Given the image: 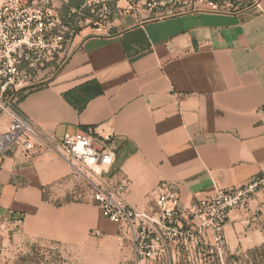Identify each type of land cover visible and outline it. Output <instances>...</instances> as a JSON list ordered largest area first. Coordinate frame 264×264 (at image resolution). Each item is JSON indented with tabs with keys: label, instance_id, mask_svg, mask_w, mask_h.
Masks as SVG:
<instances>
[{
	"label": "crops",
	"instance_id": "obj_1",
	"mask_svg": "<svg viewBox=\"0 0 264 264\" xmlns=\"http://www.w3.org/2000/svg\"><path fill=\"white\" fill-rule=\"evenodd\" d=\"M260 6L251 15H115L109 35L79 36L68 62L23 92L18 109L51 133L68 124L113 136L110 175L127 180L133 206H152L149 193L161 183L176 184L187 205L243 184L264 170V0ZM138 32L145 42L126 51L123 40ZM91 80L102 92L80 112L64 94ZM6 128L0 117V132ZM71 171L55 153L12 149L0 158V253L83 243L96 229L117 237L95 202L73 198ZM225 233V261L252 264L263 255L264 193L230 213Z\"/></svg>",
	"mask_w": 264,
	"mask_h": 264
},
{
	"label": "built area",
	"instance_id": "obj_2",
	"mask_svg": "<svg viewBox=\"0 0 264 264\" xmlns=\"http://www.w3.org/2000/svg\"><path fill=\"white\" fill-rule=\"evenodd\" d=\"M72 2H76L73 4ZM261 0H0V158L12 149L23 154L55 153L71 167L77 201L95 202L118 228V239L133 252L136 264H224L225 226L233 210L246 208L264 193V170L243 184L197 194L183 204L176 184L161 183L149 196L153 205L126 200V179L110 175L116 159L113 136L55 133L35 124L18 109L21 94L68 62L79 36L109 35L115 15L146 19L210 11L251 15ZM44 193H48L44 188ZM18 225L22 219H18ZM96 234H100L98 230Z\"/></svg>",
	"mask_w": 264,
	"mask_h": 264
},
{
	"label": "rangeland",
	"instance_id": "obj_3",
	"mask_svg": "<svg viewBox=\"0 0 264 264\" xmlns=\"http://www.w3.org/2000/svg\"><path fill=\"white\" fill-rule=\"evenodd\" d=\"M12 229L17 232L19 226ZM97 231L91 230L89 238L83 243L52 246L34 244L26 253L19 249L10 254L1 251L0 264H136L134 254L126 243L103 232L96 234ZM224 264L233 262L229 260ZM252 264H264V253Z\"/></svg>",
	"mask_w": 264,
	"mask_h": 264
},
{
	"label": "trees",
	"instance_id": "obj_4",
	"mask_svg": "<svg viewBox=\"0 0 264 264\" xmlns=\"http://www.w3.org/2000/svg\"><path fill=\"white\" fill-rule=\"evenodd\" d=\"M73 4H76V2H72ZM145 42V35L143 32H138L136 34H130L126 37V39L123 40V45L126 51H129V47L131 45L132 42ZM139 53V52H136ZM102 92V88L101 85L98 81L96 80H91L88 81L80 86H78L77 88L70 90L68 92H66L65 98L72 104L74 105V107H76V109L78 111H82L87 102L99 95ZM23 94V93H22ZM21 94V98H23ZM84 130H86L84 128Z\"/></svg>",
	"mask_w": 264,
	"mask_h": 264
},
{
	"label": "water",
	"instance_id": "obj_5",
	"mask_svg": "<svg viewBox=\"0 0 264 264\" xmlns=\"http://www.w3.org/2000/svg\"><path fill=\"white\" fill-rule=\"evenodd\" d=\"M76 133H85V132L82 129H78L76 126H71L68 124H61L57 128V131L55 134L59 140H63L66 134H76Z\"/></svg>",
	"mask_w": 264,
	"mask_h": 264
}]
</instances>
